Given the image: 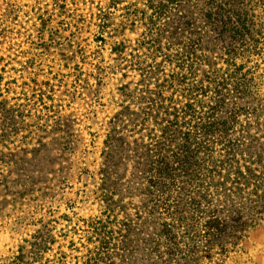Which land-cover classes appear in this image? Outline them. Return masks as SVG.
Instances as JSON below:
<instances>
[{"label":"rangeland","instance_id":"rangeland-1","mask_svg":"<svg viewBox=\"0 0 264 264\" xmlns=\"http://www.w3.org/2000/svg\"><path fill=\"white\" fill-rule=\"evenodd\" d=\"M120 1L0 0V27L13 32L0 37V264H87L88 248L96 246L87 241L89 220L107 228L110 254L102 264H264V224L221 262L217 249L208 252L179 232L181 223L165 230L166 220L148 217L140 198L120 200L118 190H104L114 125L127 129L125 145L147 142L128 132L131 114L145 103L144 86L122 59L136 53L142 33L126 16L138 1ZM101 12L109 14L105 25ZM22 53L31 64L17 74ZM25 83L35 89L30 103L18 100ZM240 121L227 126L249 119ZM130 169L120 171L122 184Z\"/></svg>","mask_w":264,"mask_h":264},{"label":"trees","instance_id":"trees-1","mask_svg":"<svg viewBox=\"0 0 264 264\" xmlns=\"http://www.w3.org/2000/svg\"><path fill=\"white\" fill-rule=\"evenodd\" d=\"M136 1L126 16L142 33L136 53L122 59L144 86L145 103L131 114L128 132L147 142L125 145L127 129L114 125L104 190H118L120 200L140 198L148 217L166 220L165 230L181 223L179 232L193 245L217 249L224 262L229 247L233 252L264 224V0ZM108 15L99 14L104 25ZM99 27L103 34L107 27ZM3 32L13 34L1 26ZM25 54L17 56V74L29 69ZM148 81L156 82L154 90H146ZM25 85L18 100L30 103L36 93ZM242 117L249 119L245 126H227ZM128 164L131 177L122 184ZM90 221L87 241L96 246L88 248L86 263L102 264L110 254L107 228Z\"/></svg>","mask_w":264,"mask_h":264}]
</instances>
